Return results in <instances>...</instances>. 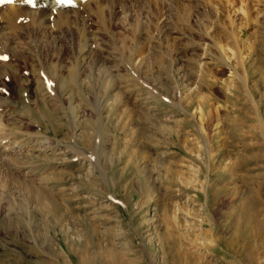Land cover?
I'll return each instance as SVG.
<instances>
[{"label": "rangeland", "instance_id": "rangeland-1", "mask_svg": "<svg viewBox=\"0 0 264 264\" xmlns=\"http://www.w3.org/2000/svg\"><path fill=\"white\" fill-rule=\"evenodd\" d=\"M22 19L0 22V264H264V0Z\"/></svg>", "mask_w": 264, "mask_h": 264}, {"label": "bare ground", "instance_id": "bare-ground-1", "mask_svg": "<svg viewBox=\"0 0 264 264\" xmlns=\"http://www.w3.org/2000/svg\"><path fill=\"white\" fill-rule=\"evenodd\" d=\"M134 2L135 0H12V2L0 0V22L8 19L13 21L16 18H23L22 20L25 18L29 21L45 24H48V22L52 23V21L66 24L73 20L83 22L88 16H99L102 18L106 8L109 9L113 5L119 4L124 7ZM3 31L4 29L0 28V33ZM55 36L57 37V35ZM94 44H96L95 36H91V38L86 40L80 52L84 59L89 57Z\"/></svg>", "mask_w": 264, "mask_h": 264}, {"label": "snow or ice", "instance_id": "snow-or-ice-1", "mask_svg": "<svg viewBox=\"0 0 264 264\" xmlns=\"http://www.w3.org/2000/svg\"><path fill=\"white\" fill-rule=\"evenodd\" d=\"M9 2H12V0H9Z\"/></svg>", "mask_w": 264, "mask_h": 264}]
</instances>
